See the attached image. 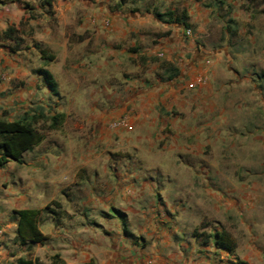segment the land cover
Here are the masks:
<instances>
[{
  "label": "crops",
  "instance_id": "crops-1",
  "mask_svg": "<svg viewBox=\"0 0 264 264\" xmlns=\"http://www.w3.org/2000/svg\"><path fill=\"white\" fill-rule=\"evenodd\" d=\"M178 3L0 0V119L46 116L36 124L41 140L0 167V264L19 257L33 264H264L262 249L252 263L202 242L192 227L200 217L189 209L199 189L191 173L202 169L219 175L223 191L207 188L211 200L222 198L226 209L237 203V214L247 202L244 183L225 175L226 158L239 153L246 125H264V52L243 53L232 41L203 56L179 37L182 25L158 9L173 11ZM189 3L181 6L192 7L185 10L195 32L208 26L218 4L232 10L224 29L264 23V0L253 7L246 0ZM48 16L57 21L47 23ZM67 28L89 36L72 40ZM256 32L263 45L264 29ZM39 49L53 59L41 58ZM160 49L176 69L169 79L151 61ZM182 50L188 60H177ZM56 114L59 123L50 127ZM258 133L264 141V127ZM172 172L180 180L170 198ZM19 209L40 210L43 242L16 239Z\"/></svg>",
  "mask_w": 264,
  "mask_h": 264
},
{
  "label": "rangeland",
  "instance_id": "rangeland-1",
  "mask_svg": "<svg viewBox=\"0 0 264 264\" xmlns=\"http://www.w3.org/2000/svg\"><path fill=\"white\" fill-rule=\"evenodd\" d=\"M246 1L249 7H253L255 0ZM179 2L180 3L176 4V7H174V11L177 13V15H179V12L182 9L190 10L192 8L181 6V4L185 5L187 3L190 6L189 0H179ZM216 4H218V0H216ZM167 8H170V6H161L158 9L165 12L167 11ZM253 12L256 15L259 14L258 11L255 12L252 9V13ZM230 13H232V10H230L228 7H223L221 4H218L216 5V7H214L213 12L211 13V21L209 22L208 26H206V28H204L200 32H195L196 30L193 24L188 22L193 33L191 36L192 38L187 39L182 34V31L184 30V28H186L184 26H182L181 28V35L179 37L182 38L185 42L191 40L194 44L193 48H196L197 51L202 53L203 56L208 57L215 50H223L224 45H226L227 42L232 41L238 42L237 44H233H235L237 47H240L243 53L257 51L264 52V44H256L257 37H259L256 30L264 29V23L260 22L257 26L248 25V28L246 25L241 32H237L240 28L236 26L226 27L224 29L223 23L229 19L228 17ZM252 16L254 15L252 14ZM82 17V14L77 13L75 15V24H79L80 22H82ZM56 21L57 19L54 16H48V18H46L47 23ZM38 27L41 28L39 25ZM231 29H235V32L231 33ZM225 31L226 33H224ZM67 32L70 33V38L72 40H78L79 36H89L87 30L86 32L78 35L69 28H67ZM158 33H160L159 30L154 36L157 37ZM92 39L93 38L91 37V39L89 40V45H91ZM157 42L158 40H155L153 44ZM231 47L232 49H234V45H231ZM158 51H162L163 55L161 57L157 56L156 53ZM187 52L188 51L186 50H182V53H179L176 56L177 60H188L191 54ZM164 56V51L162 49L157 50L154 52L153 59L151 61L158 63L160 71L162 73L161 75L167 77L173 73L175 68L174 66H172V64L171 66L167 64L171 63V61L166 59ZM172 62L176 63L178 61L174 60ZM225 62L226 61H224L223 64H225ZM130 63L133 64V60H130ZM112 68L115 67H110L108 73ZM123 74L124 76H129L130 70H123ZM234 126L239 127L238 124H235ZM243 126L244 125H240V128H242ZM260 127L262 128L264 127V125H246V135L239 138V153L238 150L235 149L234 154L237 153V156L226 158V162L229 166H227L228 172H225V175L229 176L230 179L234 178L239 182L242 181L244 183L242 192L245 193L247 202L243 208L241 206V209L239 211L240 214L235 213L239 208L237 203H232L231 201V206L226 209L227 204L224 203L225 200H223L222 198H219L218 200H211L210 196L207 195V188L210 187L216 193L217 189L219 193L223 191L222 186L218 181L219 175L213 172H208L207 169H202V171L200 170L198 172L195 171L191 173L192 178L195 177L194 175L197 176L196 180L198 181L197 184L199 189H197V195L194 199L196 204L193 206H189V209H192V211L194 213H197V215L200 217L198 223L192 226L195 229V233L200 234V240L206 238L209 242H214L215 233L228 234L227 242L232 246V249L237 254V257L245 258L252 263H255L256 261V250H263L258 254L259 256L261 255L264 259V141H262L258 137H255L259 132ZM219 150L217 151L219 152ZM178 158H180V156H178ZM205 158V156H200L198 158V165L200 167L207 166V161ZM184 159L190 160L195 159V157H184ZM217 159H222V156L220 154H216L214 160L217 161ZM161 164H163V162H161ZM151 172V174H153L155 171L152 170ZM170 176L172 178L171 181H169V184H167V193L170 194L171 198L173 196L172 192H174V190H177V187L179 186L180 178H177V176H180V174L172 172L170 173ZM157 178V181L160 182L159 184L166 182V178L164 177L160 178L159 176H157ZM173 178L175 181L173 180ZM197 201L203 202L197 203ZM202 217H204V219H201Z\"/></svg>",
  "mask_w": 264,
  "mask_h": 264
},
{
  "label": "trees",
  "instance_id": "trees-1",
  "mask_svg": "<svg viewBox=\"0 0 264 264\" xmlns=\"http://www.w3.org/2000/svg\"><path fill=\"white\" fill-rule=\"evenodd\" d=\"M125 1V0H120ZM48 5L51 4V0H44ZM161 17V14H157ZM166 21H174L181 24L184 27H190L188 23V16L185 9L179 12V15L173 11H166L163 13ZM21 24V21H20ZM13 27L8 26L5 29V33L11 31ZM41 58L46 60H52L53 55L47 53L46 49H39ZM44 79L50 88V90L55 91V83L50 79V76L46 70L42 71ZM176 74V69L173 73L167 76L169 79ZM61 114L53 115L50 118L49 126L53 127L59 123ZM46 116L40 112L37 115L23 116L21 119L16 120H3L0 119V167L9 159H17L18 156L25 150L32 148L36 143H38L42 138V133L36 128V124L39 120L46 121ZM13 213L18 217L16 226V239L20 242L28 243H41L45 240V236L38 229V222L40 218V210L38 209H19L14 210ZM197 237L200 234L194 233ZM228 234L215 233L214 244L216 246L227 249L233 252L232 246L227 242ZM202 242H208L206 238L202 239ZM55 258V257H53ZM17 264H33L32 260L29 258L19 257L16 260ZM51 264H56L55 260ZM232 264H246L242 260H237Z\"/></svg>",
  "mask_w": 264,
  "mask_h": 264
},
{
  "label": "built area",
  "instance_id": "built-area-1",
  "mask_svg": "<svg viewBox=\"0 0 264 264\" xmlns=\"http://www.w3.org/2000/svg\"><path fill=\"white\" fill-rule=\"evenodd\" d=\"M184 34L186 36H192L193 33L191 31V28L190 27L185 28L184 29ZM156 54H157V56H160V57L163 55L162 51H158Z\"/></svg>",
  "mask_w": 264,
  "mask_h": 264
}]
</instances>
